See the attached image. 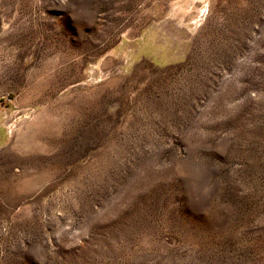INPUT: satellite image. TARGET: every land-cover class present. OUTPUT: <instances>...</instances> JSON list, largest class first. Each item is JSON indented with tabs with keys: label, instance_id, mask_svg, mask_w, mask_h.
<instances>
[{
	"label": "rangeland",
	"instance_id": "1",
	"mask_svg": "<svg viewBox=\"0 0 264 264\" xmlns=\"http://www.w3.org/2000/svg\"><path fill=\"white\" fill-rule=\"evenodd\" d=\"M0 264H264V0H0Z\"/></svg>",
	"mask_w": 264,
	"mask_h": 264
}]
</instances>
